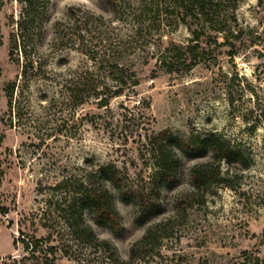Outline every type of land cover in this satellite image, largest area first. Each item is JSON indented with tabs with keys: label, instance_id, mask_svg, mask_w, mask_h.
<instances>
[{
	"label": "rangeland",
	"instance_id": "obj_1",
	"mask_svg": "<svg viewBox=\"0 0 264 264\" xmlns=\"http://www.w3.org/2000/svg\"><path fill=\"white\" fill-rule=\"evenodd\" d=\"M4 3L0 12V134L4 137L0 154L5 176L0 202L10 212L0 214V264L14 260L32 264V253L21 242L16 246L13 242L21 230L46 237L49 231L44 222L55 223L54 243L60 248L57 264L75 259L81 264H115L107 253L82 246L67 232L68 213L60 208L73 195L52 187L65 177L84 178L90 163H115L126 166L132 180L148 178L153 170L140 155L142 128L176 137L215 132L239 146L250 158V167L233 168L237 173L234 189L213 184L193 195L190 168L211 154L197 156L181 150L178 179L163 188L161 207L150 218L141 220L135 206L115 191L123 229L118 232L98 223L85 209L83 217L96 234L127 260L131 246L148 227L168 222L165 235L156 234L136 264H262L264 40L243 47L234 58L227 54L228 47L212 43L207 60L188 72L168 73L158 63L160 55L168 46L188 44L199 26L191 20L183 23L177 13L145 12L139 0H51L41 28L14 49L11 34L17 29L22 4L18 0ZM72 7L104 17L106 22L98 29L104 41L91 35L87 40L137 74L139 85L126 88L108 108H99L97 100L88 97V88H63L70 78L92 67L76 48L78 42L71 47L54 41L56 22H64L69 32L74 25V29L81 26L70 20ZM236 16L244 28L264 32V0L262 4L242 0ZM201 40L205 44L210 39L202 35ZM12 83L10 105L7 87ZM221 169L225 173L227 165L222 163Z\"/></svg>",
	"mask_w": 264,
	"mask_h": 264
},
{
	"label": "trees",
	"instance_id": "obj_2",
	"mask_svg": "<svg viewBox=\"0 0 264 264\" xmlns=\"http://www.w3.org/2000/svg\"><path fill=\"white\" fill-rule=\"evenodd\" d=\"M22 4L20 18L16 22L17 29L12 32L13 48L16 49L21 41L36 28H41L47 14L51 0H18ZM242 0H139L145 12L154 14L177 13L183 23L192 21L198 27L192 31L193 37L185 46L171 45L164 49L158 59L161 68L168 73L188 72L200 62L207 60V55L213 49L212 43L217 48L228 47L227 54L234 58L246 46H255L264 40V32L253 28H244L239 24L236 11ZM259 4L263 0H258ZM4 0H0V12L4 7ZM115 3H113L114 5ZM70 20L80 22L79 27H68L64 22L55 24V40L62 45L76 47L92 62V67H87L76 76L70 78L63 88H88V97L97 100L99 108H108L113 98L124 94L126 88H135L139 80L135 70L130 65L121 62L110 54L101 51L99 45L87 40L91 35L99 42L104 41L102 30H98L105 19L91 11L75 8L69 9ZM69 25V23H68ZM204 29L212 31L204 32ZM208 39L202 44L201 37ZM65 40V41H64ZM213 41V42H212ZM97 43V42H96ZM3 44V35L0 28V46ZM13 49V50H14ZM262 57V52H260ZM29 64L23 65L22 74L27 73ZM1 73V69H0ZM260 78V76H257ZM234 82V79H231ZM15 83L7 87V96L11 105ZM229 101L234 103V97L229 93ZM256 124H253L254 129ZM139 132L142 141L140 155L153 172L148 178L132 180L126 166L119 167L115 163L85 166L84 178L65 177L52 187L54 191H68L72 198L62 203L60 210L67 212L64 227L82 246L100 250L107 253V258L115 264H136L140 254L150 245V240L156 234L164 236L168 229V222H162L147 228L143 236L130 248V255L123 260L118 255L116 247L108 240L101 239L93 226L83 217V211L89 210L98 223L107 224L114 231L123 229L121 213L115 202V191L121 198L135 206L139 218L147 220L161 207V193L165 186L175 184L182 163L180 151L201 156L210 152L211 157L203 162H197L190 168L192 181L191 194L206 191L210 185L225 186L234 189V179L237 173L233 168L245 170L250 167V158L244 151L234 145L227 138L209 132L205 135L190 133L185 137H176L167 131ZM4 137L0 134V147ZM222 163L227 165L225 173L222 172ZM5 176L4 160L0 154V187ZM50 207H51V202ZM55 204V203H54ZM51 209V208H50ZM10 212L9 207L0 202V214L5 216ZM44 227L49 231L46 237H36L20 231L19 237L14 240V246L21 242L25 251L32 253L35 261L32 264H57L59 260V246L54 243L55 223L44 222ZM146 252V251H144ZM38 253V256L35 254ZM42 255V257H41ZM264 264V258L261 261ZM13 264H19L17 260ZM68 264H81L77 259Z\"/></svg>",
	"mask_w": 264,
	"mask_h": 264
}]
</instances>
